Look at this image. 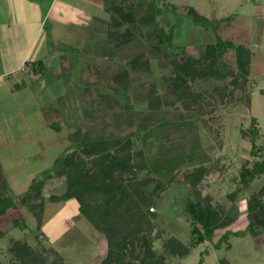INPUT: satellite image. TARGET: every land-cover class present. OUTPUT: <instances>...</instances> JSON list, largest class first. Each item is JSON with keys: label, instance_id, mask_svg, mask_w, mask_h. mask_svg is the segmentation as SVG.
Returning a JSON list of instances; mask_svg holds the SVG:
<instances>
[{"label": "rangeland", "instance_id": "rangeland-1", "mask_svg": "<svg viewBox=\"0 0 264 264\" xmlns=\"http://www.w3.org/2000/svg\"><path fill=\"white\" fill-rule=\"evenodd\" d=\"M28 1L30 15L24 20L28 23L20 26L13 20L10 0H0V72L7 66L13 68L0 76V164L12 196L24 192L32 181L44 179L42 223L37 228L34 214L25 207L7 209L0 215V264L13 260L7 250L11 239L26 241L46 262L98 264L106 253L105 236L80 215L74 199H48L65 189L64 177L54 175L55 159L72 149L71 133L118 136L132 130L130 118L135 120L138 112L146 110L139 94L152 83L160 88L167 70L153 63L150 74L130 71L129 87L109 106L100 97L114 92L110 76L125 65L127 57H102L95 49L106 35V21L111 16L108 0H53L49 8L51 0ZM157 1L170 7L157 20L173 33L170 51L179 53V60L198 56L205 46L214 45L217 50L223 49V41L231 43L225 44L228 46L218 60L237 70V58L244 57L247 61L242 68L251 83L246 87L250 89L249 103H216L212 114L202 115L208 127L199 128L196 121L190 131L174 132L163 143L169 155L179 153L183 161L176 170L160 164L158 174L154 173L164 184L172 176L173 180L155 206L164 221L158 224L160 235L152 241L153 250L168 264H264V230L230 234L218 247L213 244L226 229L243 231L246 198L260 182L255 180L248 189L243 188L239 171L256 158L251 153L250 134H242L251 117L256 118L255 145H264V0ZM187 6L207 20L193 22L185 17L183 8ZM39 58L46 66L42 75L24 65L25 60ZM68 85L75 96L71 97ZM88 96L95 109L92 113L82 107ZM125 101L128 111L121 105ZM53 121L58 129L51 127ZM152 149L155 152L156 147ZM201 162L208 168L199 185L201 195H209L212 204L223 207L233 220L215 231L212 242L204 241L182 257L172 255L164 246L165 239L175 237L186 244L189 238L183 203L190 197V187L183 174ZM238 186L241 191L229 199L226 194ZM18 216L24 218V228L14 226Z\"/></svg>", "mask_w": 264, "mask_h": 264}, {"label": "trees", "instance_id": "trees-1", "mask_svg": "<svg viewBox=\"0 0 264 264\" xmlns=\"http://www.w3.org/2000/svg\"><path fill=\"white\" fill-rule=\"evenodd\" d=\"M106 8L111 15L106 21V35L95 49L102 57L122 55L127 60L110 76L114 92L101 96L100 100L109 106L117 103L130 85V71L150 74L152 64L156 63L167 73L160 88L152 83L139 94L146 110L138 112L135 120L128 116L129 125L134 126L132 130L118 136L70 134L72 149L57 157L54 164V175L64 177L65 189L60 194L49 195L48 199L52 202L74 199L80 215L105 236L106 253L98 264H168L162 254L153 250L152 241L160 235L158 224L164 221L155 206L162 200L173 176L164 184L154 173L158 174L160 164L176 170L183 155H169L163 143L174 132L187 133L196 121L200 122L199 128L208 127L202 115L212 114L216 103H249L250 89L246 87L251 79L242 68L247 60L238 57L237 70L218 60L220 52L228 46L225 44H231L219 40L224 44L223 49L205 46L198 56L187 55L179 60V53L170 51L173 33L157 20L162 10L170 8L168 4L161 6L157 0H108ZM183 9V15L193 22L207 20L192 6ZM24 65L38 75L46 68L40 58L25 60ZM75 95L71 88V97ZM89 100L88 96L82 106L86 113L95 110ZM121 105L128 111V101ZM255 122L256 118L251 117L247 131L242 132L244 136L250 134L251 153L256 158L250 166L247 162L241 166L239 183L248 189L253 181H260L246 198L247 224L243 231L226 229L213 242L215 247L230 234H256L264 230V145H255L258 136ZM50 125L54 129L59 127L54 121ZM207 170V163L201 162L183 174V181L190 187V197L183 203L189 238L186 244L175 237L166 238L164 246L172 255L182 257L204 241L212 242L215 231L233 220L223 207L212 204L209 195H201L199 185ZM43 186L44 179L34 180L24 192L12 196L0 164V215L7 209L25 207L32 211L36 227L40 228ZM238 191H241L239 186L226 196L232 200ZM13 222L14 226L25 227L22 216ZM10 242L7 249L13 258L10 264H61L57 259L46 262L26 241L11 239Z\"/></svg>", "mask_w": 264, "mask_h": 264}, {"label": "crops", "instance_id": "crops-1", "mask_svg": "<svg viewBox=\"0 0 264 264\" xmlns=\"http://www.w3.org/2000/svg\"><path fill=\"white\" fill-rule=\"evenodd\" d=\"M52 2H53V0H51L49 2L48 8L52 4ZM10 3L12 5V14L14 16V19L13 20L17 24H19L20 26L24 25V23H28V22H25L24 20L27 19L26 17L28 15H30L29 7L31 5V2L28 1V0H10ZM35 22H37V21H35ZM29 23H31V21ZM263 23H264V21H263ZM28 48H29V46H28ZM24 56H25V54H24ZM24 56H22L21 61L24 59ZM12 70H13V68L10 69L9 66H7L6 68H4V71L3 72H0V76L2 74H6L8 72H11Z\"/></svg>", "mask_w": 264, "mask_h": 264}]
</instances>
